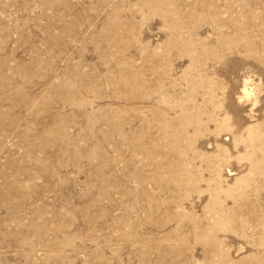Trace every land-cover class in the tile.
<instances>
[{
  "label": "rangeland",
  "instance_id": "374dc122",
  "mask_svg": "<svg viewBox=\"0 0 264 264\" xmlns=\"http://www.w3.org/2000/svg\"><path fill=\"white\" fill-rule=\"evenodd\" d=\"M0 264H264V0H0Z\"/></svg>",
  "mask_w": 264,
  "mask_h": 264
},
{
  "label": "bare ground",
  "instance_id": "6f19581e",
  "mask_svg": "<svg viewBox=\"0 0 264 264\" xmlns=\"http://www.w3.org/2000/svg\"><path fill=\"white\" fill-rule=\"evenodd\" d=\"M243 93L245 98H249L251 95V92L249 91V88L247 89V86L244 87Z\"/></svg>",
  "mask_w": 264,
  "mask_h": 264
}]
</instances>
